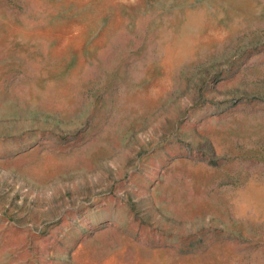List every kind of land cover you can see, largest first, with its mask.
Masks as SVG:
<instances>
[{"label": "rangeland", "instance_id": "1", "mask_svg": "<svg viewBox=\"0 0 264 264\" xmlns=\"http://www.w3.org/2000/svg\"><path fill=\"white\" fill-rule=\"evenodd\" d=\"M0 264H264V0H0Z\"/></svg>", "mask_w": 264, "mask_h": 264}]
</instances>
